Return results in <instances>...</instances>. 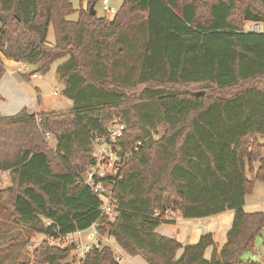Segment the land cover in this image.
Listing matches in <instances>:
<instances>
[{"label":"trees","instance_id":"1","mask_svg":"<svg viewBox=\"0 0 264 264\" xmlns=\"http://www.w3.org/2000/svg\"><path fill=\"white\" fill-rule=\"evenodd\" d=\"M100 1L0 0V80L4 58L43 75L60 62L73 101L0 111V175L11 178L0 186V230H21L22 243L23 233L60 240L98 225L148 264H262L244 255L264 229V210H245L264 183V0H123L112 17L91 13ZM115 119L125 125L115 145L124 160L106 179L118 212L110 219L83 179ZM168 211L188 220L233 211L234 220L219 250L212 233L194 244L160 233L177 221ZM76 247L44 240L34 264H75ZM81 264L119 263L104 245Z\"/></svg>","mask_w":264,"mask_h":264},{"label":"rangeland","instance_id":"2","mask_svg":"<svg viewBox=\"0 0 264 264\" xmlns=\"http://www.w3.org/2000/svg\"><path fill=\"white\" fill-rule=\"evenodd\" d=\"M74 6L76 8H80L81 6L84 9L88 8L87 0H72ZM123 0H109L110 6L118 9L120 5L122 4ZM103 3L100 1L96 5V14L97 15H109L113 16L114 14H111L109 12L106 13L102 9ZM72 19L77 18V14H74L71 16ZM258 25L254 23H246L245 28L246 29H257ZM54 39H55V33L53 27L50 28L49 37L48 40L50 42V45H54ZM63 60V59H62ZM60 62H56L53 64H59ZM4 64L8 65V62H5ZM52 66V68H53ZM20 69L24 70L25 68ZM15 75L10 74H4L2 79L0 80V101L4 104L7 108H15V106L19 103V101H25L28 102L31 100V97L35 94L34 89V83L40 84L42 87V91L44 94V99L47 102L48 105H46V108H52L53 109H64L65 105H63L60 101L62 99V92L61 86L57 83H54L52 77L53 74H49L46 77V81H42V79H37L35 81H29V80H23V83H17L16 77H21V74L19 71H16ZM29 73H33L29 70ZM41 74V72H39ZM38 74V76L40 75ZM37 76V77H38ZM27 77V76H26ZM58 78V77H57ZM65 87V84H64ZM57 100V101H56ZM56 101V102H55ZM1 107V106H0ZM43 107L38 108L40 111ZM120 119H115V121H119ZM121 122V120H120ZM122 123V122H121ZM113 124V123H112ZM47 140L49 142V147L51 149H54L56 146V139L54 136L48 135ZM256 166L258 167V163H256ZM11 184V178L9 172H5L4 174L0 175V186L7 187ZM249 197V196H248ZM250 197H254L255 200L258 201L260 209H264V183L260 182L256 185L255 190ZM173 217L178 218L179 216L172 215ZM2 230H0V264H12V263H20L23 261H29L28 263L23 262L22 264H34V249L38 247L44 240L49 241L51 244L60 245L61 247H65L67 245H70L71 238L77 239L80 238L81 241L87 246V251L91 249L92 246H95L97 242H99V247H103L104 245H110L114 251L115 257L118 254H122V249L119 248V244L115 240L113 236H111L109 233L100 234L99 233V227L98 225H95L94 227H91L90 229L82 232L80 235H72L67 236L60 240H54L53 238L46 237L42 233H34L31 235H27L26 233H23L25 236V242H18L16 239L19 236V233L21 230L15 229L6 225H2ZM229 232V231H228ZM94 235V236H93ZM228 235V234H227ZM256 245H257V251L254 253H246L244 255V259L252 258L255 261H260L262 264H264V229L262 231V234L257 237L256 239ZM86 251V252H87ZM124 253V252H123ZM125 254V253H124ZM123 254V255H124ZM82 254L79 252L78 247H76L69 256L68 260L71 261L73 258H76L75 264H81V258ZM126 255V254H125ZM117 261V260H116ZM120 264V263H119ZM130 264H132L130 262Z\"/></svg>","mask_w":264,"mask_h":264},{"label":"crops","instance_id":"3","mask_svg":"<svg viewBox=\"0 0 264 264\" xmlns=\"http://www.w3.org/2000/svg\"><path fill=\"white\" fill-rule=\"evenodd\" d=\"M4 60L5 62L9 63L8 65H5V68H6L5 74L8 73L10 75H15L16 73H18L16 71H19V73L21 74L23 79H21V77H18V78L16 77V79H18L16 80L17 83L22 84L23 80H29L32 82L37 79H42V81L44 82L46 81V77L51 73L53 74L52 79L54 83L59 84L61 86V90L64 89V83L57 78L56 68L58 64H55V66H53L51 71L47 73L46 75H43L37 72L40 75L38 77H33L32 74L29 73V70L31 72L35 71V68H33L32 66L24 62H17L13 60H8L6 58H4ZM24 64L26 66H24ZM20 66L21 68L23 67L25 69L24 70L20 69ZM34 89H35V94L31 97V100H29L28 102L19 101V103L15 106L14 109L5 107L4 104L0 101L1 113L4 115H14L18 113L19 111H21L23 108H27L30 112H40L38 108H41V107H43L41 111L58 110L56 108L53 109V106L52 108L45 107L48 104L44 99V94H43L42 87L40 84L34 83ZM60 101L63 105H65L64 109H69L73 106V101L67 98L63 94H62V99H60ZM64 109H59V110H64ZM245 210L247 212H256V211H260L264 209H260L258 201L255 200L254 197H250L249 195V197H247L246 199ZM233 220H234L233 211H226L219 215L204 218V219L188 220V219H183V218L178 217L175 224H163L161 228L159 229V231L160 233L166 236L177 238L179 241H181L184 244L197 243L204 233H212L214 236L215 242L219 244V250H220L222 249V247L227 241V234L232 226ZM119 248L122 249V251L127 256L128 261L131 262L132 264H148L147 261L142 256L129 255L120 245H119ZM212 252H213V247L211 246L207 249L205 256L207 258H210L212 256Z\"/></svg>","mask_w":264,"mask_h":264},{"label":"built area","instance_id":"4","mask_svg":"<svg viewBox=\"0 0 264 264\" xmlns=\"http://www.w3.org/2000/svg\"><path fill=\"white\" fill-rule=\"evenodd\" d=\"M103 9L106 12L111 14H115L117 9L110 6L109 0H103ZM24 66H26L24 64ZM38 73H33V77H37ZM122 122V121H121ZM119 121L113 122L112 125L109 126V135L106 138L100 139L97 148L94 150V157L96 159L95 163L89 167L84 175L83 182L89 186L94 193H96L102 201L101 210L103 214H106L110 217V219H115L118 216V212L113 204L111 190L112 185L106 182L108 177H116L120 171L121 164L124 160L123 157L119 155L118 148L115 146L118 139L123 135L125 130V125L123 122ZM117 150V151H116ZM175 215L172 211H168L167 216ZM93 225L92 227H94ZM82 231H78L76 233L69 234L67 236L72 235H80ZM66 236V237H67ZM71 242L75 243L78 247L79 252L82 254L81 258L84 257L87 249V246L81 241L80 238L73 239L71 238ZM96 247H99V242L96 243ZM122 252V254H118L116 256V260L120 264H130L127 259V256Z\"/></svg>","mask_w":264,"mask_h":264},{"label":"water","instance_id":"5","mask_svg":"<svg viewBox=\"0 0 264 264\" xmlns=\"http://www.w3.org/2000/svg\"><path fill=\"white\" fill-rule=\"evenodd\" d=\"M90 11H91L92 14H96V10H95V8H94V5L91 6ZM257 25H258L257 27L260 28V25H259V24H257ZM258 28H257V29H258ZM254 30H255V29H254Z\"/></svg>","mask_w":264,"mask_h":264}]
</instances>
